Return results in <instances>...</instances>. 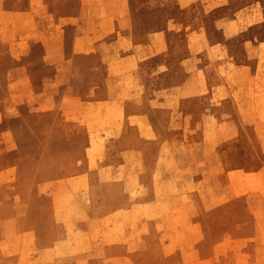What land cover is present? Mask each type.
Returning a JSON list of instances; mask_svg holds the SVG:
<instances>
[{"label": "rangeland", "instance_id": "1", "mask_svg": "<svg viewBox=\"0 0 264 264\" xmlns=\"http://www.w3.org/2000/svg\"><path fill=\"white\" fill-rule=\"evenodd\" d=\"M176 58L189 93L225 101L174 138L190 180L115 209L109 135ZM0 264H264V0H0Z\"/></svg>", "mask_w": 264, "mask_h": 264}, {"label": "crops", "instance_id": "2", "mask_svg": "<svg viewBox=\"0 0 264 264\" xmlns=\"http://www.w3.org/2000/svg\"><path fill=\"white\" fill-rule=\"evenodd\" d=\"M180 64V58H176L168 82L162 84L166 87V93L160 92V86L150 85V80H148L143 85L144 92L133 95L127 101L124 119L126 130L116 132L115 145L117 150L109 164L120 167L128 159L127 157L135 155L134 162L136 165L144 163L159 167L164 166L162 164L164 163L166 165L164 167H168L167 163L170 161L173 166H176L175 164L179 163V158L175 149L177 146H185V149L188 146L187 142H182L180 145L174 141L178 133H186L184 130L186 124L182 121V117L187 113H192L191 109L200 108L199 103L211 101L213 104L219 103L221 106V103L225 101V99L217 100L214 96H212L213 99H206L205 96L189 93L188 82L192 77L183 72H180L179 77V69L184 67V64L181 66ZM187 68H189L188 65ZM179 89L182 92H179ZM170 93L171 101L159 99L161 95ZM176 107H180L182 111L178 122L174 121V114L176 113L174 109ZM155 114L158 116L154 117ZM128 142H133V145ZM192 159L193 155L191 154L184 157L182 163H191Z\"/></svg>", "mask_w": 264, "mask_h": 264}, {"label": "bare ground", "instance_id": "3", "mask_svg": "<svg viewBox=\"0 0 264 264\" xmlns=\"http://www.w3.org/2000/svg\"><path fill=\"white\" fill-rule=\"evenodd\" d=\"M157 86V85H155ZM160 86V85H158ZM143 92H144V86L141 85ZM160 90H163V88L160 86ZM165 91V90H163ZM161 92V91H160ZM142 93V92H141ZM162 93H166L162 92ZM174 93V92H173ZM159 99H162V101H171V93L166 95H161ZM233 100V99H229ZM193 113H187L182 118L184 119V123H192L190 122L192 120L191 115ZM102 118H108L109 115H101ZM117 118H113V120H116ZM111 120V119H110ZM110 141L112 143L115 142V135H109ZM94 142V141H93ZM86 140L81 143L82 147H85ZM104 143V139H99V146H102ZM130 145H133V142H128ZM140 153V152H139ZM125 163L121 166V172L113 167H109V163L107 164L108 167H102L98 173L100 174L97 178L98 181H106L109 180L111 183L112 189L116 188L118 190L122 189V194H117L115 192H111V189L109 187V190L106 193V196L109 197V199L116 200L115 202H118V205L115 206V209L124 208V211H127L128 208H131V203L128 202L130 198H144V197H150L154 192H161L162 187L166 186L164 183H171L173 185H179L181 180H190V177L187 175L190 169V162L187 163H177L176 166H173L172 163L169 161L168 167L164 163H162L164 166H152L144 163L135 164L134 158L135 155H131L127 157ZM102 165H100L101 167ZM127 166H133V170L129 171L127 170ZM120 174H122V182L119 178ZM91 177L93 175L91 174ZM93 179V178H92ZM92 181V180H90ZM93 182V181H92ZM121 182V184H120ZM120 184V185H119ZM172 186V185H171ZM141 189L138 191V189ZM153 192V193H152ZM148 204H144L143 202H137L133 205V207L137 208L140 213H142L144 216H156L158 214H161L162 212H156L153 209L150 208V206H146ZM129 211V210H128ZM150 228H153V226H150ZM130 226H113L105 231V236L110 239H112V235H116V239L119 241L122 245H128L135 236L137 237L142 227L140 225L133 227V230L137 231L136 233H132L130 231ZM136 234V235H135Z\"/></svg>", "mask_w": 264, "mask_h": 264}]
</instances>
